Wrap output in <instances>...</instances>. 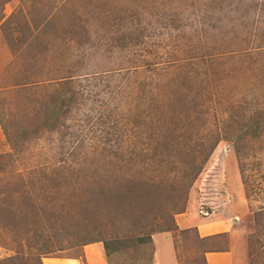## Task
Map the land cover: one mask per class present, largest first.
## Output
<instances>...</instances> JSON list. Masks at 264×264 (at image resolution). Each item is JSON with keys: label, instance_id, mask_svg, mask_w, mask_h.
I'll list each match as a JSON object with an SVG mask.
<instances>
[{"label": "rangeland", "instance_id": "1", "mask_svg": "<svg viewBox=\"0 0 264 264\" xmlns=\"http://www.w3.org/2000/svg\"><path fill=\"white\" fill-rule=\"evenodd\" d=\"M162 233L264 264V0H0V264Z\"/></svg>", "mask_w": 264, "mask_h": 264}, {"label": "crops", "instance_id": "2", "mask_svg": "<svg viewBox=\"0 0 264 264\" xmlns=\"http://www.w3.org/2000/svg\"><path fill=\"white\" fill-rule=\"evenodd\" d=\"M208 217V216H207ZM224 225V224H223ZM229 222L224 225V229L226 232L222 231L220 233H225L224 235H227V233L230 232ZM190 228V227H189ZM213 228L211 226H201L197 227V231L199 234V237H209L214 234L215 232L212 230ZM211 231V232H210ZM216 231V230H215ZM233 237V233H231ZM159 237H161L159 239ZM157 239L160 240V243L158 244L157 241H155V238L153 239L154 244V254H153V262L152 264H180L178 262L176 250L174 247V243L170 241L169 237H167V234L162 233ZM208 237L206 239H208ZM225 237V236H224ZM222 237L221 239H224ZM158 240V241H159ZM231 238H227L226 240H222L221 243L224 244L226 249L220 250V251H210L205 252L203 255V262L204 264H242L243 257L237 258L236 255L233 252V247H237L239 250H241L242 245L239 244L238 240L235 242H231ZM79 252L78 257H74V260L68 263L64 262L65 264H104V250L100 243H93L84 245L81 248L77 249ZM243 256V254H241Z\"/></svg>", "mask_w": 264, "mask_h": 264}, {"label": "trees", "instance_id": "3", "mask_svg": "<svg viewBox=\"0 0 264 264\" xmlns=\"http://www.w3.org/2000/svg\"><path fill=\"white\" fill-rule=\"evenodd\" d=\"M144 241L145 240H142V239L140 240V242H144ZM146 241L151 242L149 237L146 238ZM93 243H102V247H103V250H104V256L106 258V262H107V264H111L110 263V260H111L110 257L116 251V249H117V247H118L120 242L117 241L116 239H108V240H104V241L100 240V239L99 240L97 239L96 241H92L91 240V241L85 242L83 244V246L84 245H88V244H93Z\"/></svg>", "mask_w": 264, "mask_h": 264}]
</instances>
